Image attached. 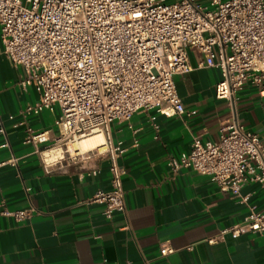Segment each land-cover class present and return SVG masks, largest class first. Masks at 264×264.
I'll return each mask as SVG.
<instances>
[{"label": "built area", "instance_id": "2783aa9c", "mask_svg": "<svg viewBox=\"0 0 264 264\" xmlns=\"http://www.w3.org/2000/svg\"><path fill=\"white\" fill-rule=\"evenodd\" d=\"M0 23L4 57L24 69L18 87L39 96L23 115L45 109L60 114L57 135L27 126L25 142L43 156L62 147L61 159H45L56 166L82 157L69 152L76 140L104 131L105 149L83 157L110 158L112 188L92 200L105 205L108 218L126 212L120 158L128 148L112 137V123L152 110L167 118L185 115L176 77L194 70L221 73L220 100L233 101L248 83L264 97V0H0ZM0 132L6 133L3 126ZM163 133L154 124L152 137ZM8 146L5 138L1 147ZM17 161L12 157L1 164ZM167 165L174 174L186 168L209 177L249 208L245 221L222 236L264 237V212L250 204L254 193L264 192V142L257 133L235 120L216 139L196 138L188 153L169 158ZM247 186L252 191L243 193ZM31 213L16 217L24 220ZM173 252L171 245L161 248L162 255Z\"/></svg>", "mask_w": 264, "mask_h": 264}, {"label": "crops", "instance_id": "0c3cea01", "mask_svg": "<svg viewBox=\"0 0 264 264\" xmlns=\"http://www.w3.org/2000/svg\"><path fill=\"white\" fill-rule=\"evenodd\" d=\"M1 34L0 23V129L6 131L0 132V264H264V237L222 236L245 221L249 208L209 177L186 168L174 174L167 165L188 153L196 138L216 139L235 120L264 142V97L253 84L233 101L220 100L221 73L194 70L176 77L185 115L167 118L152 110L112 123V137L128 148L120 158L126 212L108 218L105 205L92 202L112 188L107 154L51 166L25 142L27 126L57 135L60 114L45 109L23 115L39 96L18 87L24 69L4 57ZM154 124L164 130L159 139L152 137ZM5 138L9 146L1 147ZM12 157L18 161L1 164ZM251 191L247 186L242 192ZM250 204L264 212V192L254 193ZM20 211L32 213L19 220ZM164 244L174 252L162 255Z\"/></svg>", "mask_w": 264, "mask_h": 264}, {"label": "bare ground", "instance_id": "6f19581e", "mask_svg": "<svg viewBox=\"0 0 264 264\" xmlns=\"http://www.w3.org/2000/svg\"><path fill=\"white\" fill-rule=\"evenodd\" d=\"M106 144V136L103 130H97L86 135L69 146V152L72 155L86 156L96 149L104 150ZM63 157L62 147H56L46 151L44 158L48 162H54Z\"/></svg>", "mask_w": 264, "mask_h": 264}]
</instances>
